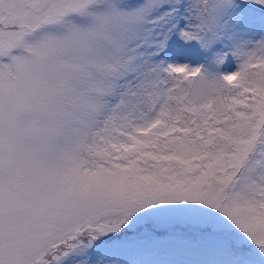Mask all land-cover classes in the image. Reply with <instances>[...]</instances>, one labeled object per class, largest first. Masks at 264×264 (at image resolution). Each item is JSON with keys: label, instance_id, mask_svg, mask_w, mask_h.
<instances>
[{"label": "snow or ice", "instance_id": "6c2138e0", "mask_svg": "<svg viewBox=\"0 0 264 264\" xmlns=\"http://www.w3.org/2000/svg\"><path fill=\"white\" fill-rule=\"evenodd\" d=\"M0 264H264V0H0Z\"/></svg>", "mask_w": 264, "mask_h": 264}]
</instances>
